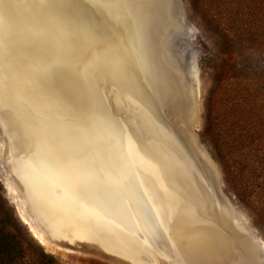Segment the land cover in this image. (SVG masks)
Here are the masks:
<instances>
[{
    "label": "bare ground",
    "instance_id": "obj_1",
    "mask_svg": "<svg viewBox=\"0 0 264 264\" xmlns=\"http://www.w3.org/2000/svg\"><path fill=\"white\" fill-rule=\"evenodd\" d=\"M86 1L102 15L107 14L115 22L120 23L121 32L118 33L116 40H112L109 50L110 52L120 48L124 49L115 72L104 74L98 69H88L85 66L81 70L83 71L82 79L91 85L89 89L95 93L96 110H101L100 114L105 115L107 122L104 121L105 119L103 121L116 137V145L119 148L108 144H98L101 138L100 133L94 134V137L90 136L91 131H98L100 126L98 124L100 121L102 122L99 117H96L97 113L84 116L83 120L65 117V128L62 129L60 120L63 119L60 115L63 114V103L59 102L56 109H51V113L59 112L56 116L50 114L48 107L32 106L31 108L25 99L27 96L22 87L28 85L27 76L31 75V68L35 69L34 62H37L36 59V61L32 60V46L43 42L37 38L38 23L31 22L32 17L35 16L32 13L35 10L38 15L36 7H39L42 2L47 3V0H0V110L4 107L10 115L8 118L2 115L1 120L5 125L6 121H10L11 124L17 123L25 131L28 146L21 154L18 153L17 170L34 197L50 199L48 202L61 211L64 217L67 213L73 218L76 226L73 227L72 238L81 240L92 238L90 240L95 241L102 249L124 257L127 262L146 264L150 261L149 258H152L159 263L162 261L161 254L168 256L173 254L171 245L168 244V246L165 242L168 229L163 219L167 215V209H170L168 205H171V210L175 213L195 216L197 214L194 212L196 209L194 198L186 197V200L182 201L181 198H178V194L162 191L161 187H164L165 182L157 174L158 166L148 160L144 152H139L141 149L138 147V143L140 142L131 137V133L121 122L112 123L109 120L105 112L104 95L97 86L102 83L104 77L103 81L112 82V89L116 91L113 96L115 100L120 101L125 97L126 99L134 97L144 101L146 110L149 111L148 115L144 112V118L149 128L153 127L149 121L151 118L149 117V119L148 116H153L156 110L148 102L145 103V100L139 95V87L136 86L132 78L134 75L131 73L132 77L129 75L127 80L124 71H129L126 69L129 66L128 62L134 63L141 74L145 76L147 83L148 81L152 83V80L155 81L156 75L158 80L160 79L158 77V63L160 62L166 76L171 78L168 75L167 66H164L165 60L175 70L180 69L178 63L170 57L169 43L176 32L182 30V25L178 21V25L173 30L166 32V27L161 25L157 0ZM46 18L51 19L44 15L45 22L41 27L52 28ZM177 18H179V14H177ZM31 26H34V29ZM160 44H164L162 47L167 50L164 60L159 55V60L157 59L156 50ZM129 54L134 57V60L136 59L134 62L128 61ZM123 59L125 63L121 61ZM179 76V80L175 82L179 85L180 81L183 86H189L185 81L186 78L184 79L181 74ZM177 84L175 85L177 86ZM10 128L9 131L14 137H17L13 128ZM18 128L20 127L18 126ZM150 130L160 141L164 140L165 144L172 143V139L163 126L157 125ZM55 131L58 132L55 133ZM63 131H65L66 143L65 146H59L55 139L60 134L62 135ZM162 132L164 139L160 134ZM81 137H85L87 140L86 145L89 148L86 151H83L80 145L76 147ZM72 141L74 142L73 146ZM59 142L61 143V141ZM46 146L49 150H45ZM154 147L156 155L171 154L160 144ZM66 149L72 150L66 154L68 161L65 164ZM165 158L161 156L160 161L166 160ZM147 173L153 174L156 180L155 186L147 180ZM65 177L68 182L72 180L78 189L83 184L86 190L80 189L81 192L77 193L68 189L65 187L68 184L65 182ZM183 185L189 191L192 189V185L188 181ZM65 190L67 194H65ZM162 192H165L163 196H161ZM20 209L22 210V208ZM21 215L26 220L25 213H21ZM226 215L230 216L231 222H229L239 233V240L245 239L242 244L249 249L246 261L249 264H264L260 256L263 252V245L259 243V238L250 230L246 221L237 218L233 212L226 211ZM57 229L59 228L57 227ZM59 232L65 234L64 229ZM148 235H151L153 240L159 241L157 244L161 254L153 250L155 257L151 255L152 250L151 253L147 251L148 248L152 249L147 244L146 236ZM212 250L211 253L203 252L204 254H202L197 245H191V247L186 245L183 249L190 264H241V260L234 261L229 257L228 249H225L224 246ZM204 259L208 260L204 262L202 261Z\"/></svg>",
    "mask_w": 264,
    "mask_h": 264
},
{
    "label": "water",
    "instance_id": "obj_2",
    "mask_svg": "<svg viewBox=\"0 0 264 264\" xmlns=\"http://www.w3.org/2000/svg\"><path fill=\"white\" fill-rule=\"evenodd\" d=\"M157 5L160 12L161 25L166 27V32L173 30L178 25V21L181 24L186 21L181 0H157ZM36 9L38 10V15L34 10L32 14H35V16L32 17L31 22L38 23L36 28L38 31H36L37 38L43 42L32 46V60L36 59L37 62H34L35 69L31 68V75L27 76L28 85L26 84V86L23 85L22 87L27 96L25 99H27L31 108L32 106L39 108L48 107L50 114L56 116L59 112L51 113V109H56L57 103H63V114L60 115L63 119L60 120L62 129L65 128V117L83 120L84 116L89 114L96 115L97 113L96 117H99L102 122L100 121L98 124V126L100 125L98 131H91L90 136L94 137V134L100 133L101 138L99 140L100 143L97 141L98 144H108L119 148L116 145V137L110 132L111 129L105 125L104 121L107 122L105 115L100 114L101 110H99L100 112L96 110L95 93H92L91 89H89L91 85L82 79L83 71L81 70L85 66L88 69H98L99 72L102 71L104 74L115 72L116 65L124 49L120 48L110 52L109 50L112 40H116L118 33L121 32L120 23L115 22L107 14L102 15L99 13L86 0H47V3L42 2ZM79 9H82V11ZM177 14H179L180 19L177 18ZM44 15L51 17L50 20L46 19L52 28L44 29L41 27L45 22L43 19ZM31 28L34 29V26H31ZM163 45L157 46V59L158 55L161 59H166L167 50L162 47ZM129 53L131 52L129 51ZM129 57L127 58L128 61L134 62L136 60L131 55ZM121 61L125 63L124 59ZM165 62L164 66H167L168 75L171 78L166 76V72H164L159 62L158 77L160 79L158 80L156 75L155 81L152 80L153 84L150 81L147 83L145 76L131 62H128L129 66L126 69L129 71H124V75L127 80L131 73L134 75V77L130 76L134 79L136 86L139 87V95L145 100V103L148 102L156 110L153 116H148V118H151L149 121L153 127L157 125L163 126L168 132L170 139H172V143L168 142L165 144L164 140L160 141L151 132L150 129L153 127L149 128L144 118V112L147 115L149 114L144 101L134 97H127V99L125 97L120 101L115 100L113 96L116 91L112 89V82L103 81V77L102 83L97 88L102 90L104 95L105 112L112 123L119 121L129 130L131 137L140 142L138 143V147L141 149L139 152H144L148 160L158 166L157 174L165 182L164 187H161L162 191L178 194V198H181L182 201L186 200V197L194 198L193 201L196 208L194 212L197 214L195 216L179 212L175 213V211L171 210V205H168L170 209H167V215L164 217L163 222L167 224L168 229L165 242L166 245H171L173 253L171 256L169 255V258H176L178 264H190L183 251L186 245L190 247L191 245H197L199 252L202 254H204L203 252L211 253L212 249H220V247L224 246L225 249H228L229 257L234 261L239 259L241 264H249L246 261L249 249L242 244L245 239L239 240V233L231 225L230 216L226 215V211L233 212L232 207L220 200L213 185L212 171L208 162L199 160L187 141L185 129L180 128L176 124L180 115L191 120L196 114L197 102L193 90L190 86H183L180 81L178 85L176 82L179 80V74H181L180 69L177 71L167 60ZM43 68L44 70H42ZM120 77L122 76L120 75ZM118 79L121 80V78ZM128 106H131V112L128 111ZM4 109L3 107L0 110V153L5 159L11 182L16 190L20 192L24 213L30 218L31 223L42 226L44 229L59 236L72 238L73 227L76 226L73 218L67 213H65L64 217L61 211H58L55 206L48 202L50 199L34 197V194L27 189L24 180L18 172L16 167L17 156L18 153L21 154L28 146V141L25 137L27 135L17 123L11 124L9 123L10 121H6L5 125L1 120V116L8 118L10 115L8 110L5 109L4 111ZM42 124L44 123L42 122ZM10 127L13 128L17 137H14L9 131ZM55 140L59 146H65V131L58 138L56 137ZM86 142V138L81 137L76 147L80 145L82 150L86 151L89 148H87ZM71 143L73 146L74 142L72 141ZM157 144H160L171 154L162 153L160 156L156 155L154 146ZM47 149L46 146L45 150ZM71 150H65V164L68 161L66 154L71 152ZM161 156L166 157V160L162 159L161 162ZM94 157H96L95 154ZM146 178L155 186L156 180L153 174L147 173ZM66 179L65 177V182H68ZM187 181L192 185L190 191L183 185ZM69 182L65 187L73 192H81L80 189L82 191L86 190L83 184L78 189L72 183V180ZM165 192H162V195L159 194L163 196ZM65 194H67L66 190ZM61 229L65 230V234L59 232ZM146 237L147 244L153 250L160 252L157 244L159 241L153 240L151 235ZM90 239L92 238L84 241L96 243ZM260 256L262 257V254ZM206 260L202 261L205 262Z\"/></svg>",
    "mask_w": 264,
    "mask_h": 264
},
{
    "label": "trees",
    "instance_id": "obj_3",
    "mask_svg": "<svg viewBox=\"0 0 264 264\" xmlns=\"http://www.w3.org/2000/svg\"><path fill=\"white\" fill-rule=\"evenodd\" d=\"M191 7L219 46L200 138L227 189L264 227V0H195ZM0 264H62L15 221L1 187Z\"/></svg>",
    "mask_w": 264,
    "mask_h": 264
},
{
    "label": "rangeland",
    "instance_id": "obj_4",
    "mask_svg": "<svg viewBox=\"0 0 264 264\" xmlns=\"http://www.w3.org/2000/svg\"><path fill=\"white\" fill-rule=\"evenodd\" d=\"M195 0H181L182 7L186 15V21L183 22L182 30L174 35L169 43L170 57L176 61L180 67L181 76L188 82L193 90L197 102L196 115L189 120L187 117L180 115L176 124L185 129V136L191 148L201 161L208 162L212 171V181L219 196L224 204L232 207V211L237 218L246 221L250 230L256 234L263 245L262 260L264 263V227L258 218L242 204L238 198L233 195L226 187L221 166L215 160L211 149L202 142L200 132L203 127V96L209 85V80L214 74L213 59L219 53L217 38L201 28L200 17L192 11ZM253 65V62L251 63ZM197 82V83H196ZM131 106L128 111L131 112ZM133 107V106H132ZM0 187L7 204L13 210V217L20 224L28 236L32 237L48 253L53 254L62 264H134L127 262L124 257L112 254L102 249L94 242H85L77 238H68L54 234L42 226L30 222L27 216L23 219V206L20 192L16 190L14 184L8 176L7 165L4 157L0 153ZM13 190V191H12ZM22 208V210L20 209ZM240 216V217H239ZM244 218V219H243ZM29 223H28V222ZM32 225V226H31ZM36 231V232H35ZM37 234H35V233ZM40 235H39V234ZM91 243V244H90ZM94 244V245H92ZM151 247V246H149ZM152 250V251H151ZM154 256L153 249H147ZM151 251V252H150ZM161 253V252H159ZM164 254V253H163ZM166 256V257H165ZM155 257V256H154ZM161 262L149 258L146 264H178L177 259L169 258L161 254ZM153 260V261H152ZM138 264V262H136Z\"/></svg>",
    "mask_w": 264,
    "mask_h": 264
}]
</instances>
